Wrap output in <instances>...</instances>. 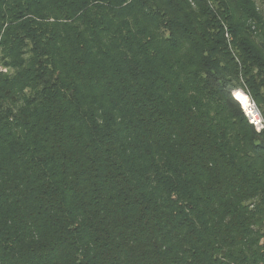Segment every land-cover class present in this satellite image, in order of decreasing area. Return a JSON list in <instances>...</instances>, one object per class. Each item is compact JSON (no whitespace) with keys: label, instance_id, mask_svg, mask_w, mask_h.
<instances>
[{"label":"trees","instance_id":"trees-1","mask_svg":"<svg viewBox=\"0 0 264 264\" xmlns=\"http://www.w3.org/2000/svg\"><path fill=\"white\" fill-rule=\"evenodd\" d=\"M0 61V264H264L254 0H0Z\"/></svg>","mask_w":264,"mask_h":264},{"label":"built area","instance_id":"built-area-1","mask_svg":"<svg viewBox=\"0 0 264 264\" xmlns=\"http://www.w3.org/2000/svg\"><path fill=\"white\" fill-rule=\"evenodd\" d=\"M0 71H6V69L2 65H0ZM245 114L249 122L253 124L258 131L264 129V120L261 111L258 107V104L251 98L249 106L245 108Z\"/></svg>","mask_w":264,"mask_h":264},{"label":"bare ground","instance_id":"bare-ground-1","mask_svg":"<svg viewBox=\"0 0 264 264\" xmlns=\"http://www.w3.org/2000/svg\"><path fill=\"white\" fill-rule=\"evenodd\" d=\"M235 97L240 101L244 108H247L250 104V98L242 90H237L235 92Z\"/></svg>","mask_w":264,"mask_h":264},{"label":"rangeland","instance_id":"rangeland-1","mask_svg":"<svg viewBox=\"0 0 264 264\" xmlns=\"http://www.w3.org/2000/svg\"><path fill=\"white\" fill-rule=\"evenodd\" d=\"M256 2V5L258 7V10H260L264 14V0H254ZM0 65H3V63L0 61ZM235 92V91H234ZM233 92L234 96L235 93ZM244 92V91H243ZM247 94L246 92H244ZM248 95V94H247ZM249 96V95H248ZM250 97V96H249ZM240 102V101H239ZM244 113H245V108L242 106ZM246 115V114H245Z\"/></svg>","mask_w":264,"mask_h":264}]
</instances>
